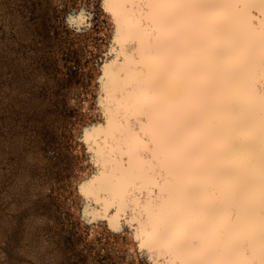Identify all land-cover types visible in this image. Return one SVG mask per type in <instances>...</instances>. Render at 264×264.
I'll use <instances>...</instances> for the list:
<instances>
[{
	"label": "snow or ice",
	"instance_id": "snow-or-ice-1",
	"mask_svg": "<svg viewBox=\"0 0 264 264\" xmlns=\"http://www.w3.org/2000/svg\"><path fill=\"white\" fill-rule=\"evenodd\" d=\"M103 6L119 54L101 80L107 128L81 137L103 169L86 195L130 210L151 264H264V0Z\"/></svg>",
	"mask_w": 264,
	"mask_h": 264
},
{
	"label": "rangeland",
	"instance_id": "rangeland-1",
	"mask_svg": "<svg viewBox=\"0 0 264 264\" xmlns=\"http://www.w3.org/2000/svg\"><path fill=\"white\" fill-rule=\"evenodd\" d=\"M85 2L92 34L66 19ZM110 30L101 0H0V264H149L105 222L89 239L74 209L90 166L75 128L101 118L80 95H98Z\"/></svg>",
	"mask_w": 264,
	"mask_h": 264
},
{
	"label": "bare ground",
	"instance_id": "bare-ground-1",
	"mask_svg": "<svg viewBox=\"0 0 264 264\" xmlns=\"http://www.w3.org/2000/svg\"><path fill=\"white\" fill-rule=\"evenodd\" d=\"M94 1V0H93ZM102 1V7L105 16L108 19V22L111 26V30L109 31L108 35L106 37L108 38L107 44H99L96 47V50H100L101 52H105V59L102 62V64L95 69L94 77H93V83L98 84L97 90H99L98 95L96 97L92 96L91 93H88L85 95V93H81L80 98L83 100L82 107L87 111L92 107V103L95 104L93 107L94 115L96 114L95 111H98L101 118L99 120L94 119L90 121H86L85 123H81L79 126L75 128V135L82 137V133L85 131V126L89 125L94 128H103L106 129L108 125L107 117L104 115L103 108L100 104V95L102 93L103 85L101 83V80L104 75V65L112 62L116 59L118 56V51L114 49L111 45L113 44V33L115 28V22L114 17L104 8L103 6V0ZM60 5H62L63 0H59ZM87 7L88 10V4L85 2L81 8ZM93 7V5H91ZM80 8V9H81ZM91 13V12H89ZM78 14V13H74ZM252 15L256 17H260L264 15L259 9H253ZM72 23L69 22V25ZM91 26H92V20H91ZM87 32L93 33L94 30L91 27L86 28ZM92 62H90V65ZM75 87L70 91V103L77 105L80 99L77 100L76 93H75ZM90 111V110H89ZM97 112V113H98ZM90 116V115H89ZM99 116V117H100ZM98 117V118H99ZM82 142L84 143V149L88 155V162L89 165L87 168H85L77 177V186H76V194H77V203L74 206L76 213L79 214V218L84 225L90 226L89 231V239H93V237L96 235V233L99 231L100 227L99 222H105V224L115 233H118L120 235H127V240L125 241L122 237L120 239V245L125 246L127 248L128 253L132 256H137L138 252L141 251L139 247V242L136 239V231L135 227L131 223V212L127 214L120 213L118 215V208L116 205H112L111 207L105 208V205L103 203V198L105 193H101V202H97L96 197L92 196L89 197L86 195L85 191L83 190V185L86 181H88L90 178L94 177L97 174H100L103 169L101 165H98L94 161L95 153L90 151V145L85 142L81 138ZM95 143V142H94ZM104 143V137L103 135L100 136L99 144L97 146H103ZM104 224V223H103ZM146 253V250H145ZM149 260V259H147ZM147 264V263H145ZM149 264H151V261L149 260Z\"/></svg>",
	"mask_w": 264,
	"mask_h": 264
}]
</instances>
